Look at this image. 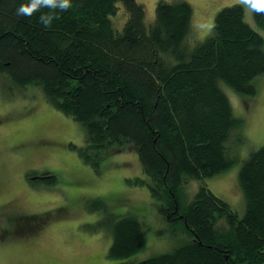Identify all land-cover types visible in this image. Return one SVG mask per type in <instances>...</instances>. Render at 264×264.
<instances>
[{
    "label": "trees",
    "instance_id": "1",
    "mask_svg": "<svg viewBox=\"0 0 264 264\" xmlns=\"http://www.w3.org/2000/svg\"><path fill=\"white\" fill-rule=\"evenodd\" d=\"M21 2L0 0V90L14 96L39 89L82 127L77 152L95 171L109 151L132 145L149 178L135 180L147 185L165 221L187 233L183 243L134 264H264V143L237 172L241 216L205 184L189 201L184 188L239 159L234 148L244 122L220 83L253 96V79L264 73V38L244 11L221 7L200 41L191 34L186 0H157L151 22L138 0H72L50 28L39 22L40 12L17 16ZM252 17L264 30V15ZM92 206L111 237L108 257L128 258L146 247L134 215L119 216L97 200Z\"/></svg>",
    "mask_w": 264,
    "mask_h": 264
},
{
    "label": "rangeland",
    "instance_id": "2",
    "mask_svg": "<svg viewBox=\"0 0 264 264\" xmlns=\"http://www.w3.org/2000/svg\"><path fill=\"white\" fill-rule=\"evenodd\" d=\"M138 1L151 22L157 0ZM186 1L193 9L191 34L202 41L211 33L205 25L228 0ZM244 18L264 38L252 15L244 12ZM114 20L122 22L121 12ZM253 84L256 92L247 96L220 83L233 114L244 122V137L234 148L239 159L212 177L185 182L187 201L205 184L243 214L237 172L242 159L264 143V73ZM84 142L82 127L51 106L39 89L14 96L0 90V264H134L187 240V233L165 221L147 185L135 180L149 178L132 145L109 151L95 171L78 155ZM94 200L119 216L134 215L146 247L128 258L108 257L111 237L101 228L103 213L90 211Z\"/></svg>",
    "mask_w": 264,
    "mask_h": 264
},
{
    "label": "clouds",
    "instance_id": "3",
    "mask_svg": "<svg viewBox=\"0 0 264 264\" xmlns=\"http://www.w3.org/2000/svg\"><path fill=\"white\" fill-rule=\"evenodd\" d=\"M227 6L240 7L244 12L250 15H264V0H228ZM73 8L72 0H25L16 8L17 16H27L40 12L39 22L44 28H50L55 19L59 16L57 12H64ZM41 9H48L47 12H41ZM205 27L211 31L214 24H207Z\"/></svg>",
    "mask_w": 264,
    "mask_h": 264
},
{
    "label": "flooded vegetation",
    "instance_id": "4",
    "mask_svg": "<svg viewBox=\"0 0 264 264\" xmlns=\"http://www.w3.org/2000/svg\"><path fill=\"white\" fill-rule=\"evenodd\" d=\"M31 179H33V178H31Z\"/></svg>",
    "mask_w": 264,
    "mask_h": 264
}]
</instances>
